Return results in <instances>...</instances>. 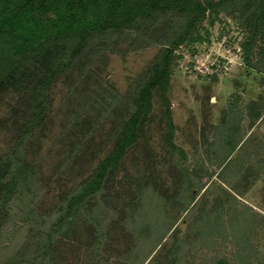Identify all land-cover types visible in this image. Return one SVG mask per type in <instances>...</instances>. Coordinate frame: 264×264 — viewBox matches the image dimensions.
<instances>
[{
	"label": "rangeland",
	"instance_id": "obj_1",
	"mask_svg": "<svg viewBox=\"0 0 264 264\" xmlns=\"http://www.w3.org/2000/svg\"><path fill=\"white\" fill-rule=\"evenodd\" d=\"M238 16L220 15L212 25L205 20L198 29L203 42L178 50L183 58L167 92L175 149L167 144L165 105L155 91L136 144L91 203L88 212L102 225L105 264H264V39L257 38L248 56L242 49L248 28ZM166 28L161 22L143 43L123 40L118 51L93 58L91 75L87 67L74 68L51 88L40 145L29 155L40 173L37 214L90 176L112 150L115 124ZM190 49L199 52L191 56ZM207 65L214 66L206 71ZM19 100L7 95L0 104V156L23 120ZM228 128L235 129L231 137ZM90 224L80 218L64 244L68 264H89Z\"/></svg>",
	"mask_w": 264,
	"mask_h": 264
},
{
	"label": "trees",
	"instance_id": "obj_2",
	"mask_svg": "<svg viewBox=\"0 0 264 264\" xmlns=\"http://www.w3.org/2000/svg\"><path fill=\"white\" fill-rule=\"evenodd\" d=\"M236 14L245 19L248 28L242 49L249 56L257 38L264 39V0H0V104L5 96L13 95L24 107L14 143L0 156V264H68L64 244L70 242L80 218L93 228L85 252L88 263L105 264L100 256L102 225L100 218L89 214L91 203L103 194L106 181L136 144L151 113L155 91L165 105L167 144L175 149L167 92L173 70L183 58L178 50L203 42L198 29L205 20L212 25L220 15ZM161 22L170 30L166 28L157 41L160 50L130 92L114 127L112 150L90 176L61 194L53 207L37 214L40 173L29 155L36 156L40 145L51 88L74 68L87 67L91 75L93 58L118 51L123 40L143 43ZM189 52L192 56L199 51ZM260 55L264 58V48ZM192 65V61L188 63ZM107 117L112 120L110 114ZM234 130L228 128L227 137ZM27 145H32L30 151ZM187 188L192 187L187 183ZM8 227L12 228L7 232ZM250 233L251 228L245 229L246 236ZM144 235L142 230L140 236ZM214 264L227 263L218 260Z\"/></svg>",
	"mask_w": 264,
	"mask_h": 264
},
{
	"label": "built area",
	"instance_id": "obj_3",
	"mask_svg": "<svg viewBox=\"0 0 264 264\" xmlns=\"http://www.w3.org/2000/svg\"><path fill=\"white\" fill-rule=\"evenodd\" d=\"M194 57H195V56H194ZM211 66H212V65H209V66L207 65V67H206V71H208V69H210V68H211ZM190 69H191V71H192V70H194V71H195V70H196V67H195V65H194V66H192ZM203 73H204V72H203Z\"/></svg>",
	"mask_w": 264,
	"mask_h": 264
}]
</instances>
